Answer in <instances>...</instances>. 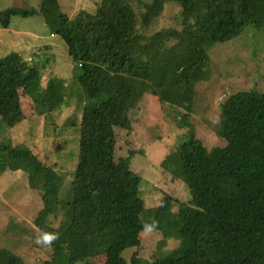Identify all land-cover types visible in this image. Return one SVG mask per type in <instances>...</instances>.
<instances>
[{
  "label": "trees",
  "instance_id": "16d2710c",
  "mask_svg": "<svg viewBox=\"0 0 264 264\" xmlns=\"http://www.w3.org/2000/svg\"><path fill=\"white\" fill-rule=\"evenodd\" d=\"M169 2L180 7V25L149 34ZM260 2L101 0L94 12L82 9L75 17L62 13L51 30L66 42L80 67L77 80L88 98H112L123 86L150 85L161 102L186 110L181 125L189 126L198 83L215 69L209 48L240 36L251 24L259 26ZM35 12L9 7L0 12V23L9 27L14 15ZM42 76L39 66L19 52L5 55L0 58V101L34 84L38 87ZM38 89L41 108L55 110L54 83ZM111 119L114 125L129 126L121 107H111ZM219 123L223 143L208 148L189 131L187 140L161 161L165 172L186 183L191 199L179 202L175 211L171 196L165 195L149 226L140 218L145 207L142 177L127 161L115 159L112 141L81 138L66 192L62 175L30 146L15 144L9 136L0 141L3 165L25 171L31 187L42 191L44 206L36 226L58 234L50 245L51 257L41 264H97L93 259L100 256L108 264H128L124 250L140 247L147 228L162 235L152 264H264V92L229 95L221 103ZM171 239L179 244L169 249ZM0 260L29 264L7 248H0ZM131 263L140 264L138 252Z\"/></svg>",
  "mask_w": 264,
  "mask_h": 264
},
{
  "label": "rangeland",
  "instance_id": "374dc122",
  "mask_svg": "<svg viewBox=\"0 0 264 264\" xmlns=\"http://www.w3.org/2000/svg\"><path fill=\"white\" fill-rule=\"evenodd\" d=\"M100 2L0 0V12L9 7L37 11L28 16L14 15L9 27L0 23V58L19 52L36 63L43 75L39 89L34 84L0 101V141L9 136L15 144L30 146L45 164L62 175L64 192L78 164L81 138L93 136L103 142L112 141L115 159L127 161L142 177L140 192L145 207L140 218L149 226L165 195L171 196V208L175 211L179 202L191 199L186 183L160 166L166 155L187 140L189 131L196 133L208 148L223 143V127L219 123L221 103L237 91L264 92V0L257 9L259 26L251 24L240 36L209 48L215 69L209 79L198 83L189 126L181 125L186 110L161 102L151 93L150 85L145 89L123 86L112 98L106 95L88 98L77 80L80 67L70 56L66 42L53 34L51 28L62 13L75 17L82 9L94 12ZM179 11L178 4L167 3L151 24L149 34L164 26H179ZM51 83L57 107L47 111L36 100L40 94L37 89L46 90ZM112 106L124 110L128 127L112 123ZM3 161L0 156V248L21 255L29 264H41L52 253L50 246L36 243L37 236L44 233L35 224L44 206L42 191L31 187L25 171H12ZM51 221L55 226L59 224L58 219ZM161 238L160 232L147 228L142 232L141 246L127 248L123 256L132 264L131 257L138 252L140 264H152L153 252ZM178 244V240L171 239L168 248ZM93 261L108 264L105 256Z\"/></svg>",
  "mask_w": 264,
  "mask_h": 264
},
{
  "label": "clouds",
  "instance_id": "9594fccd",
  "mask_svg": "<svg viewBox=\"0 0 264 264\" xmlns=\"http://www.w3.org/2000/svg\"><path fill=\"white\" fill-rule=\"evenodd\" d=\"M57 239L58 234L45 232L37 236L36 243L50 246Z\"/></svg>",
  "mask_w": 264,
  "mask_h": 264
}]
</instances>
